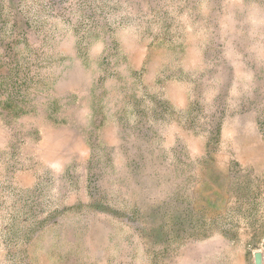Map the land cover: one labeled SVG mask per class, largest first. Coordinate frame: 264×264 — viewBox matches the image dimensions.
<instances>
[{"label": "rangeland", "instance_id": "374dc122", "mask_svg": "<svg viewBox=\"0 0 264 264\" xmlns=\"http://www.w3.org/2000/svg\"><path fill=\"white\" fill-rule=\"evenodd\" d=\"M264 264V0H0V264Z\"/></svg>", "mask_w": 264, "mask_h": 264}, {"label": "water", "instance_id": "95a60500", "mask_svg": "<svg viewBox=\"0 0 264 264\" xmlns=\"http://www.w3.org/2000/svg\"><path fill=\"white\" fill-rule=\"evenodd\" d=\"M256 263L257 264L261 263V256L259 254L256 255Z\"/></svg>", "mask_w": 264, "mask_h": 264}]
</instances>
